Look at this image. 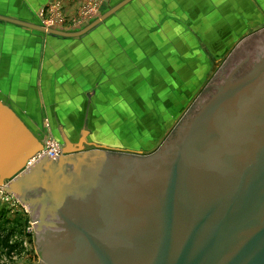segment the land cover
Segmentation results:
<instances>
[{
    "label": "water",
    "instance_id": "95a60500",
    "mask_svg": "<svg viewBox=\"0 0 264 264\" xmlns=\"http://www.w3.org/2000/svg\"><path fill=\"white\" fill-rule=\"evenodd\" d=\"M129 2L81 31L1 14L0 20L72 38ZM252 36L236 46L233 57L227 55L219 73L150 155L85 150L88 97L79 143L64 140L57 123L64 144L60 157L46 153L24 171L44 149L43 134L0 99V185L29 211L34 207L24 192L36 184L43 188L40 215L31 216L40 264H264V30ZM69 172L73 177L66 180L63 174ZM89 174L98 182L90 185ZM136 177L140 185L134 187ZM68 191L86 193V200L66 199ZM132 192L142 193L138 206L143 212L128 204ZM109 193L108 202L120 211L100 215L103 206L96 204ZM48 208L59 214V222L48 223ZM47 225L61 229L59 236L46 235ZM43 236L48 243L42 254Z\"/></svg>",
    "mask_w": 264,
    "mask_h": 264
},
{
    "label": "crops",
    "instance_id": "0c3cea01",
    "mask_svg": "<svg viewBox=\"0 0 264 264\" xmlns=\"http://www.w3.org/2000/svg\"><path fill=\"white\" fill-rule=\"evenodd\" d=\"M84 1L0 0V14L37 24L44 8L60 5L68 24L78 19ZM122 1L105 0L101 15ZM150 1L155 9L154 0ZM156 10L161 12L158 24L123 20L122 30L117 27L121 20H104L90 32L72 38L0 20V99L36 132L46 136L47 130L40 124L49 120L53 137L60 141L58 123L64 140L76 144L81 134L80 117H85L87 98L92 97L85 150L144 152L148 128L142 125L155 120L143 109L150 97L157 95L150 93L154 92L150 84L165 86L173 94L180 87L182 66H196L180 49L157 46L164 26L176 27L179 34L182 24L189 25L186 34L196 40L200 29L186 20H204V24L208 20H264V0H156ZM106 38L112 39L108 48L100 45ZM134 128L142 139L134 141ZM133 142L139 143L140 149H134Z\"/></svg>",
    "mask_w": 264,
    "mask_h": 264
},
{
    "label": "rangeland",
    "instance_id": "374dc122",
    "mask_svg": "<svg viewBox=\"0 0 264 264\" xmlns=\"http://www.w3.org/2000/svg\"><path fill=\"white\" fill-rule=\"evenodd\" d=\"M124 1L125 0L121 3ZM154 2L152 6H155V9L151 7L152 2L150 0H131V2L122 6L106 20H121L122 22H120L117 27L122 30L124 27L123 20H148L151 25L158 24L161 22V12H157L156 0H154ZM104 4L105 0H85L79 11L78 19L72 20V22L68 24L67 18L63 15L60 5H57L58 9L57 7L54 9L44 8L38 17L41 23L37 24L56 30L72 32L81 31L100 18ZM119 4H117V6ZM176 22L179 23V20H176ZM209 22H211L210 25L208 24ZM186 23L195 25L197 29H200L196 40H192L193 37L190 34H186L185 27L187 28L189 25L182 24L181 31L177 34V28L175 27L173 30L172 26L169 24L168 28L164 26L161 39L157 41V46L165 45V47L168 48L175 47L180 49L183 55L185 53V56L192 60L191 65L195 62L196 66H190V69L182 66L180 87L173 93L174 95L172 94L173 91L165 86L158 84L157 86H152L150 84V90H154V92L151 90L150 93L157 95L155 99L154 97H150L146 106H143V109L148 112L150 119L152 117L155 120L149 119L150 121L144 122L142 125L143 127L141 126L143 129L148 128L147 131H145L147 132V137H143L146 140L145 144L142 146L146 149L144 152L142 151L144 155H150L153 151L158 149L164 140L171 134L176 125H178L183 118L184 112L191 109L195 104L196 100L194 98L199 96L201 90L207 87L212 80L213 74L219 73L220 67L226 61L227 55L233 57L237 45L246 38H251L253 37L252 35L264 30V20H208L207 24H204V20H186ZM174 31L175 33L173 34ZM111 40L112 39L109 40V38H106L100 45L104 48H108L110 47L109 45H112ZM206 69L207 72L205 71ZM201 71L204 72L200 74ZM196 75H200V78L197 76L198 84L194 86ZM199 85L201 86L199 87ZM204 85L206 86L204 87ZM194 92L197 94L193 97L192 94H194ZM162 96L168 97L166 99ZM172 96L175 98L172 99ZM137 124L138 123H136V127ZM46 125L51 132V123L49 120H44L43 123L40 124V127L44 129ZM136 132L137 129L134 128V141L140 138V136H137ZM49 135L52 136L50 133ZM140 139H142V137ZM132 146L134 149H140L139 143L133 142ZM10 208L6 210L9 212V217L13 220H17L14 223L15 225L17 223L21 224V228L18 227V230H16L15 240L17 239L23 242L25 251L22 256H15L12 260L3 258L1 263L40 264L42 261L35 246L34 238L36 229L34 226V229L31 230L33 226L31 224L30 211L27 212L23 208ZM25 241L28 242L27 245H24Z\"/></svg>",
    "mask_w": 264,
    "mask_h": 264
},
{
    "label": "flooded vegetation",
    "instance_id": "af4514ba",
    "mask_svg": "<svg viewBox=\"0 0 264 264\" xmlns=\"http://www.w3.org/2000/svg\"><path fill=\"white\" fill-rule=\"evenodd\" d=\"M155 151H153L151 154H153ZM132 152H134V151H132ZM133 171H134L135 174H139L140 173L136 169H134ZM79 173H81V172H79ZM63 176L66 177V180H70V179H72L71 177H73L72 174H71V172H69V174H65V175L63 174ZM88 177L90 178L89 181H88V183H91L90 185H92L94 183H97L98 180H99V179L97 180V175H90L89 174ZM132 183H133L134 187L140 185V182L137 179V177H136V179ZM121 184L122 183H120V185ZM97 188H98V184H95L94 185V190L97 189ZM42 190H43L42 184H36V185H33V186L29 187V189L24 192V198H25V200L28 201L29 203H31L32 206L34 207L30 211L31 216H32V214H33L34 217L36 215H38V216L40 215V211H41V207H42V202H43V199H42L43 198ZM142 191H144V190L142 189ZM64 194L66 196V199L67 198L73 199V197H76V200L75 201L77 203H80V202L85 201L86 200V197H87L86 193L84 194L83 192L82 193H80V192L77 193V192H73V191H71V192L68 191V192H66ZM111 194L112 193H109L108 195L107 194H102V198H101L102 201L101 202H98L96 204L97 206L98 205L103 206L102 209H101L102 213H100V215H110L111 213H115L117 211H120L117 208L116 205H115L116 206L115 207L114 205H112V204L109 203L110 202L109 200H110ZM141 199H142V193L132 192V193L129 194L128 204L130 206H136L138 209H135V210H137V211L139 210V212H143L144 209L141 208L140 206H138L139 202H141ZM142 203H143V199H142ZM129 210H132V209L131 208L127 209V211H129ZM139 212H138V214H140ZM46 215H47L46 217H47L48 223L51 224L52 222H59V218H58L59 217V214L55 210L48 208ZM44 231H45V234L47 233L46 235H52V234H54L55 237H58L59 234H60L59 231H62V230L59 229L56 226L47 225V226L44 227ZM47 231L48 232H52V234L51 233H48ZM47 243L48 242H47L46 238L43 236L40 239L42 254H43V252H44V250L46 248L45 247V244H47Z\"/></svg>",
    "mask_w": 264,
    "mask_h": 264
},
{
    "label": "built area",
    "instance_id": "2783aa9c",
    "mask_svg": "<svg viewBox=\"0 0 264 264\" xmlns=\"http://www.w3.org/2000/svg\"><path fill=\"white\" fill-rule=\"evenodd\" d=\"M45 128L47 130L46 131L47 133H46V136H44V140H43L44 149L42 151L38 152L33 158H31L29 160L24 171L27 170L31 165H33V164L35 165L36 161L39 160L42 156H44L46 153L48 155H50V157L52 159H56V158L60 157V155L63 151L62 144L58 140H56L53 136L49 135V129H48L47 125ZM10 207L23 208V209H25V211L29 212L27 206L24 205L18 199V197L15 194L9 193L4 186L0 185V210H2V209L8 210ZM34 223H35V221L31 223L33 226L31 228V230L34 229ZM27 244H28V242L25 241L24 245H27ZM15 256H14V258H15Z\"/></svg>",
    "mask_w": 264,
    "mask_h": 264
},
{
    "label": "trees",
    "instance_id": "16d2710c",
    "mask_svg": "<svg viewBox=\"0 0 264 264\" xmlns=\"http://www.w3.org/2000/svg\"><path fill=\"white\" fill-rule=\"evenodd\" d=\"M15 221L17 220L10 218L5 209L0 210V264H5L1 263L3 258L12 260L15 255L22 256L25 251L23 242L15 240L16 230L21 228V224H14Z\"/></svg>",
    "mask_w": 264,
    "mask_h": 264
}]
</instances>
